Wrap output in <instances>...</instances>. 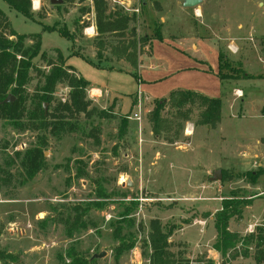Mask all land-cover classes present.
<instances>
[{"label":"rangeland","instance_id":"374dc122","mask_svg":"<svg viewBox=\"0 0 264 264\" xmlns=\"http://www.w3.org/2000/svg\"><path fill=\"white\" fill-rule=\"evenodd\" d=\"M106 1L110 9L135 14L129 26L134 33L127 39L135 42L128 51L136 64L121 59L102 60V65L138 74L151 58L148 45L137 41L159 28L162 40H156L154 54L175 64L170 73L179 72L150 74L151 80L163 81L151 85L165 88L166 96L189 90L221 98L220 120L201 124L195 105L179 121L166 105L162 115L172 123L155 136L149 121L155 100L136 95V110L122 114L112 106L101 108L87 87L89 115L69 120L72 132L46 134L43 167L26 180L16 153L28 149L42 132L35 128L37 121L26 117L19 125L0 119V264H150L148 234L154 219L174 227L168 253L175 264H257L255 247L243 244V238L257 227L264 231V170L257 165L264 154V0H201L190 8L181 6L183 0ZM40 2L32 21L2 0L0 9L18 34L41 33L40 24H66L71 30L69 25L80 19L85 27L76 31L74 45L57 32L45 31L41 49L52 60L56 52L49 47L60 48L64 57L74 50L96 63L95 30L84 34L95 23L92 0ZM218 50L229 63L223 88L217 77ZM103 55L111 56L106 50ZM198 56L205 57L203 65ZM33 64L25 87L29 98L41 80L39 73L49 69L38 57ZM118 78L97 77L102 83H137L134 75ZM68 93L69 87L59 83L54 100L64 103ZM53 106L46 103V111ZM135 112L139 119L130 118ZM216 169L221 180L208 181ZM251 173H259L254 183ZM181 175L186 182H175ZM128 180L132 187L126 186ZM233 194L252 204L239 205L241 213L229 221L228 230L239 242L223 256L213 248V217L222 200ZM100 252L104 256L93 257Z\"/></svg>","mask_w":264,"mask_h":264},{"label":"trees","instance_id":"16d2710c","mask_svg":"<svg viewBox=\"0 0 264 264\" xmlns=\"http://www.w3.org/2000/svg\"><path fill=\"white\" fill-rule=\"evenodd\" d=\"M10 9L22 15L28 20H33L31 9V0H2ZM92 12L94 14V27L96 38L93 47L96 51L97 62L86 58L82 53L71 50L69 56H78L98 69H105L102 60L110 61L112 57L116 60L122 59L130 65L135 66L136 59L132 52L128 51L135 43L127 39L132 37L134 29H130V22L135 19V14L123 12L121 8L114 7L110 9L106 0H92ZM85 27L80 19L73 21V29L69 30L65 25L57 27L55 25H43L42 30L47 32H57L61 37L74 45V35ZM132 34V35H131ZM153 40H162L161 30L155 29L152 37L142 36L138 39L140 46L148 45V51H151ZM28 41V43H26ZM111 42H113L111 44ZM103 50L109 51L112 56L110 59L103 55ZM48 51L56 52L54 60L48 58L45 50L41 49V34H18L9 24L7 15L0 9V119L7 120L13 125H19L22 117L37 121L35 128L40 130L41 135L37 136L34 143L23 153H16L19 158L25 179H31L36 172L43 167L44 157L42 147L47 145L46 134L57 136L62 132H72L73 125L70 123L74 117L84 114L89 115V101L86 99V89L89 83L81 76L76 75L71 66L65 65V57L59 48H53ZM46 61L49 67L47 72L39 70L41 80L37 86L36 92L29 98L26 92V84L29 81V73L34 68L33 60L35 58ZM218 72L220 87L223 88V79L225 75L223 70L229 68V63L221 51H217ZM106 69H112V66ZM136 79L137 75L133 72ZM39 76V77H40ZM249 77V75H247ZM65 83L69 87L68 101L62 103L55 101L53 93L59 83ZM8 95L13 96V100L5 102ZM29 109L27 108V102ZM48 105L54 104L52 110L44 111L42 103ZM174 110L173 117L185 120L188 117L189 108H196L199 111V120L201 124L211 126L220 120L222 107L221 98L208 97L202 93L189 90H176L167 97L156 99L153 109L150 111V123L152 133L157 136L169 128L172 121H168L162 112L165 106ZM177 126H181L178 123ZM20 127V126H19ZM14 161L8 163L14 164ZM250 182H255L259 173L250 174ZM235 200L223 199L220 210L215 212L213 224L216 230V240L213 248L224 256L228 250L235 247L239 242L237 234L228 230V223L241 213L239 205L247 206L249 202L236 198ZM174 230L173 226L164 227L156 219L150 222V231L148 234L149 246L151 249L149 255L150 264H175L173 255L168 253V238ZM253 244L255 247L254 259L257 264L264 261V231L257 227L255 231L243 238V244ZM130 246H127L129 248ZM72 264V263H71ZM76 264V263H74Z\"/></svg>","mask_w":264,"mask_h":264},{"label":"crops","instance_id":"0c3cea01","mask_svg":"<svg viewBox=\"0 0 264 264\" xmlns=\"http://www.w3.org/2000/svg\"><path fill=\"white\" fill-rule=\"evenodd\" d=\"M41 6H42V3L40 2V0H35V1L33 0V2H32V13L37 12V10H39L41 8ZM181 6H182V4H181ZM33 19H34V17H33ZM33 22H35V21H33ZM40 25H41V33L40 34H42V32H45V31L42 30V24H40ZM65 26H66V24H65ZM69 27H73L72 23H71V26L69 25ZM94 30H95L94 25L92 23H90L89 26H87L84 34H88V32H92L90 34H94ZM41 38H42V36H41ZM170 38L173 40H177V38H175L174 36H170ZM200 40L201 39H197V41H200ZM156 42H157L156 40H153L152 45H151V51H150L151 64H149L148 66L143 65L140 68V70L138 71V75H137L138 78L136 79V77L134 76V78L136 79L135 81L137 83L135 85L133 84L132 86L131 85L130 86H126V85L124 86L122 81L117 82V83H108V82L102 83V81H99V79H97L98 75L99 76H108L112 79H114L115 77L116 78L119 77L118 80H120V77L122 74H128V75L132 76V74H130L131 71L125 70L121 67H115L113 65H109V66H112V69H106L109 66H105L106 67L105 69H98V68L94 67L93 65H91L90 63L86 62L84 59H82L78 56H72V55L69 56V54H66V56H65V65L71 66L75 70L76 75L81 76L82 78H84L89 83L87 91L90 93V95L93 96V99L99 104V106L101 108H104L107 106H112V107H114V109L117 112L122 113V114H126L130 111L134 112L136 110V106H137L134 103V96H136V95H143L146 98L153 99V100L162 99V98H165L169 95L168 94L166 96L167 92H165L166 91L165 88L154 87L155 85H151V83L161 84V82H163V81L161 80L160 82L157 83V80H151L150 74L164 75V73L165 74L169 73V74L173 75V74H177L179 72V70H176V71L170 73L171 68L175 64L168 62V61H161V58H159V56L154 54L153 46H154V44H156ZM53 48H56V47H49L48 49H53ZM194 49H195V47H194ZM194 51H196V50H194ZM216 53H217V51H216ZM111 57L112 56H110V58ZM119 60H121V59L116 60L115 57H112V59H110V61H108V62H111V61L117 62ZM198 61L200 64L203 65L206 62V59H205V57L198 56ZM200 67H202V66H200ZM142 74H143V77H145L147 79L146 81L143 80ZM203 75L207 76L208 78L214 79L213 75L207 74L205 72H203ZM219 85H220V81H219ZM136 87H137V89H136ZM139 89H142V90L139 91ZM161 91H164L163 92L164 94H159V93H161ZM204 92L210 96L213 95V94H211V92H208V91H204ZM136 114H138V113H136ZM245 162H246V164L244 166H246V165L248 166L249 161H245ZM257 165L259 166V168H262L264 170V154L263 153H261V158L258 161ZM262 175H264V172L262 173ZM188 178L191 179L192 177H188ZM258 180H259V182H261L262 179H258ZM174 181L180 182V183H185L186 179H185L184 175H181L179 178L175 179ZM254 202L257 203V201H253V203ZM251 204L252 203H249L246 207L248 208L249 206H251Z\"/></svg>","mask_w":264,"mask_h":264},{"label":"water","instance_id":"95a60500","mask_svg":"<svg viewBox=\"0 0 264 264\" xmlns=\"http://www.w3.org/2000/svg\"><path fill=\"white\" fill-rule=\"evenodd\" d=\"M63 0H49L51 5H59L62 3ZM201 0H183L182 1V6L183 7H194L198 4H200ZM13 100V96L12 95H8V97L4 100L5 102H10ZM46 103L43 104V110L46 111L45 108ZM222 178V173L220 169H216L215 171L212 172V175L210 177H207L208 181H219ZM126 186L127 187H132V183L130 182V180H128L126 182ZM104 252H100L98 254H94L93 257H102L104 256Z\"/></svg>","mask_w":264,"mask_h":264},{"label":"built area","instance_id":"2783aa9c","mask_svg":"<svg viewBox=\"0 0 264 264\" xmlns=\"http://www.w3.org/2000/svg\"><path fill=\"white\" fill-rule=\"evenodd\" d=\"M130 118L139 119V116H138V114L134 113V114L132 115V117H130ZM250 228H251V226H250ZM252 230H253V229H252Z\"/></svg>","mask_w":264,"mask_h":264}]
</instances>
